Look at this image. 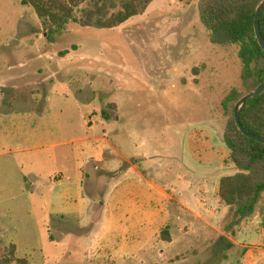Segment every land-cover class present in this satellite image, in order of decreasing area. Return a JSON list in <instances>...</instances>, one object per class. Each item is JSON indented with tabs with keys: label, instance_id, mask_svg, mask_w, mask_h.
<instances>
[{
	"label": "rangeland",
	"instance_id": "obj_1",
	"mask_svg": "<svg viewBox=\"0 0 264 264\" xmlns=\"http://www.w3.org/2000/svg\"><path fill=\"white\" fill-rule=\"evenodd\" d=\"M199 3L155 0L142 16L116 29L99 30L71 23L60 34L48 37L33 8L23 6L21 0H0V100L51 99L47 115L53 116L56 123L61 116L63 127L71 116L75 131L70 134L65 130L57 136L56 140L63 143L61 150L85 147L81 142L73 146L64 143L75 134L78 140L90 137L87 129L91 118L97 121L98 116L103 119V111L109 112L106 121L114 125L108 129L111 143L125 149L129 157L131 153L139 154L141 144L146 142V149L152 152L150 164H162L161 171L149 179L182 191L189 184L185 166L192 159L190 134L203 125L204 119L212 122L221 146L227 150L222 134L228 116L222 101L234 88L245 91L238 47L211 44L200 20ZM195 68L199 69L198 76L194 75ZM4 142L0 134V151L9 149ZM87 157L81 158V168ZM138 159L130 161L136 164ZM119 164L123 171L129 162ZM47 169L54 173L58 168L49 163ZM112 174L108 182L114 191L118 179ZM12 177L11 172L0 171V190H15L16 196L20 190ZM192 182V191L199 194L197 200L212 207L211 199L199 192L198 183ZM145 184L133 172L119 192L127 189L135 194ZM97 190L101 193L102 186ZM87 191L90 186L85 183L86 196ZM48 194L44 189V199L48 200ZM9 197L0 192V199ZM19 207L17 203L0 204V228L10 223L22 233L15 254L22 263L12 264H246L247 252L257 254L251 247L259 245L252 243L243 248L235 243L232 234L239 226L227 229L234 220L233 211L220 228L205 235L191 231L195 223H190L189 216L184 218L189 224L183 228L182 248L160 235L152 242L142 237L140 243L136 241V250H127L118 220L110 225L106 219L94 223V219L76 217L54 227L52 221L40 220L36 213L40 222L37 232L31 214L40 211L37 207L20 211ZM23 212L29 220L23 218ZM246 237L242 239L246 241ZM7 249L0 248V258ZM127 253L131 256L125 257ZM260 264H264V258Z\"/></svg>",
	"mask_w": 264,
	"mask_h": 264
},
{
	"label": "crops",
	"instance_id": "obj_2",
	"mask_svg": "<svg viewBox=\"0 0 264 264\" xmlns=\"http://www.w3.org/2000/svg\"><path fill=\"white\" fill-rule=\"evenodd\" d=\"M51 103L52 100L46 98L25 101L0 100V134L5 141L4 145L9 147L0 151V171L5 169L11 172L12 180L17 179V187L20 190L19 195L13 196L15 190L2 188L1 194L11 197L0 199V204L17 203L20 205L18 208L20 211L26 207L32 209L37 207L40 212L33 210L31 214L33 227L37 232L40 222H37L39 217L36 213H39L40 220L52 221L54 227L62 226L63 220H72L76 217V220L83 217L88 220L94 219L93 222L106 219L110 225L113 220H118L117 224L123 230V240L127 250H136V241L140 243L142 237L144 241L150 242L158 239L166 229L169 236L164 240L182 248L183 228L189 224L185 220L187 216L191 224L195 223L191 231H198L202 235L220 228L229 218L233 210L220 204L218 191L221 179L235 175L238 170L230 161V150L225 142L227 150L221 146V140L212 122L204 119L201 123L203 125H199L190 134L192 159H189L185 166L189 174L187 182L189 184L185 185L182 191H177L178 187L174 185L163 186L149 179L161 171L162 164H150L153 159L152 152L146 149V142L141 144L142 151L134 154L135 156L131 153L130 158L126 155L125 149L111 143L108 129L114 125L106 121L108 119H105L103 113L104 120L98 116L100 123L91 118L87 129L90 137L78 140L75 134L72 140L64 143V146H73L81 142L86 144L85 147L61 150L63 143L56 140L57 136H61L65 130L70 134L75 131L72 130L71 116L68 125L63 127L61 116L56 123L53 121L55 119L53 116L47 115L50 114ZM59 113L61 115L62 111L60 110ZM94 123L97 125L92 126ZM222 139L224 141V131ZM46 140L49 142L46 143ZM107 152L110 153V161H107ZM85 155L88 157L84 162V168H81L80 160ZM137 158L139 159L136 164L131 163L130 159ZM123 160L128 161L129 165L121 171L119 163ZM49 163L58 168L54 173L47 169ZM133 172H137L143 182L148 184L142 186V190L135 194L129 193L127 189L122 193L119 192V188L127 179L129 180ZM110 173L114 174H112L113 179H118L114 191L109 188ZM192 181L199 184L201 194L211 199L212 207H209L206 201L197 200L199 194L192 191ZM85 183L90 186L87 196L83 193ZM98 186H102L101 193L97 190ZM105 186L108 187L107 191ZM44 189L50 193L48 200L44 199ZM83 202L86 203L82 204ZM22 214L23 218L26 216L29 220L25 212ZM250 220L253 221L248 222ZM263 224L264 193L258 212L252 218L243 221L239 229L232 234L235 243L243 248H248L252 243L259 244L251 247L257 254L252 250L247 252L246 264H260L264 258ZM10 227H12L10 223H7V226L3 225L0 228V248L6 249L15 245L18 250L22 242L20 239L22 233L15 230V227V229ZM176 234L178 237H175ZM243 235L247 236L246 239L251 243L246 244L247 240L242 239ZM129 256L131 255L127 253L125 257Z\"/></svg>",
	"mask_w": 264,
	"mask_h": 264
},
{
	"label": "trees",
	"instance_id": "obj_3",
	"mask_svg": "<svg viewBox=\"0 0 264 264\" xmlns=\"http://www.w3.org/2000/svg\"><path fill=\"white\" fill-rule=\"evenodd\" d=\"M155 0H21L34 9L48 37L60 34L71 23L99 30L116 29L135 17L142 16ZM262 0H200L199 15L209 33L211 44L238 47L242 63L241 81L244 92L234 88L222 101L228 116L224 142L230 150V161L238 173L223 177L218 196L222 206L234 211V220L227 229L239 226L258 212L264 193V144L247 138L235 120V106L247 93L264 82V50L255 33V17ZM264 36V9L260 17ZM199 75V69H194ZM108 119L109 112H103ZM242 126L264 138V93L250 99L240 114ZM264 225V224H263ZM168 238L166 229L162 233ZM7 249V248H6ZM0 264L22 263L16 258V247L6 250Z\"/></svg>",
	"mask_w": 264,
	"mask_h": 264
},
{
	"label": "water",
	"instance_id": "obj_4",
	"mask_svg": "<svg viewBox=\"0 0 264 264\" xmlns=\"http://www.w3.org/2000/svg\"><path fill=\"white\" fill-rule=\"evenodd\" d=\"M263 9H264V0H262V2L257 8L254 27H255V33H256L258 43L261 46V48L264 50V36L262 35L261 29H260V17H261V13ZM263 93H264V82L261 83L255 90L247 93L245 96H243L240 99V101L235 106V113H234L236 124L239 127L240 131L243 133V135L261 144H264V138L258 135L252 134L251 132L246 130L241 124L240 114L250 99L260 96Z\"/></svg>",
	"mask_w": 264,
	"mask_h": 264
}]
</instances>
